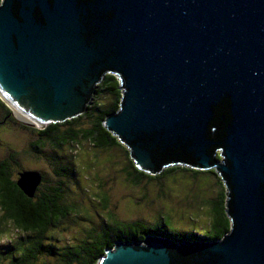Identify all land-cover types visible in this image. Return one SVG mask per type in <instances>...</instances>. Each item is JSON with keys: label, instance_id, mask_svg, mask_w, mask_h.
Segmentation results:
<instances>
[{"label": "water", "instance_id": "water-1", "mask_svg": "<svg viewBox=\"0 0 264 264\" xmlns=\"http://www.w3.org/2000/svg\"><path fill=\"white\" fill-rule=\"evenodd\" d=\"M105 72L121 95L102 124L135 166L212 168L230 224L207 243L117 239L95 264H264V0H0V99L17 121L81 113ZM39 180L16 182L31 195Z\"/></svg>", "mask_w": 264, "mask_h": 264}, {"label": "trees", "instance_id": "trees-1", "mask_svg": "<svg viewBox=\"0 0 264 264\" xmlns=\"http://www.w3.org/2000/svg\"><path fill=\"white\" fill-rule=\"evenodd\" d=\"M120 95L118 76L113 72H105L96 82L85 104V109L81 113L62 121L49 122L43 127H30L20 123L13 118L10 109L0 99V124L10 122L18 127L29 129L32 138L27 145V150L34 156L43 157L53 168V176L50 178L39 171L40 180L35 185L32 194L27 195L16 182L19 171L25 170L18 161V153L8 147L6 153L0 157V235L6 236V231L10 228L18 233L15 238L14 236L12 239L11 236L9 237L10 239L4 243L6 245L0 252L20 249L19 256H7L3 261L4 264H32L43 248L50 252L54 251V245L43 244L41 239L44 238L49 227L55 226L66 218L69 212L75 210L64 196L65 181L73 175L72 159L74 156L72 153L83 142H88L99 149L114 147L123 150L125 163L122 171L125 179L133 183L142 179L152 182L177 168H187L186 165L168 164L160 171L149 174L135 166L126 146L102 124L106 115L118 108ZM64 148L70 154L69 158L61 161L58 159V154ZM51 151L54 153L48 155ZM198 170L204 171L209 181L212 180L219 186L214 199L209 201L206 229L190 232L167 228L161 230L143 219L122 221L107 212L102 222L86 229L82 244L63 248L59 254L60 263L95 264L104 249L113 246L115 240L140 242L148 234L167 238L174 243L183 241L205 243L220 238L227 232L230 224L225 211V188L212 168ZM100 193L99 196H101ZM102 195L104 196L103 201H106L107 194L102 193ZM24 238L29 241L22 248L20 240Z\"/></svg>", "mask_w": 264, "mask_h": 264}, {"label": "rangeland", "instance_id": "rangeland-1", "mask_svg": "<svg viewBox=\"0 0 264 264\" xmlns=\"http://www.w3.org/2000/svg\"><path fill=\"white\" fill-rule=\"evenodd\" d=\"M25 125L34 127L27 123ZM31 138L29 129L10 122L0 124V157L9 147L18 153V161L23 169L38 170L46 177H52V166L43 157L34 156L27 150ZM52 153L54 151L48 155ZM69 154L64 148L58 154V159L65 161ZM72 156L73 175L65 181L64 196L75 210L47 229L41 242L51 243L55 249L50 252L43 248L32 264H61L59 254L63 248L82 244L86 229L102 222L107 212L122 221L143 219L161 230L167 228L190 232L206 229L209 201L214 199L219 186L209 181L204 171L186 165L187 168H177L152 182L142 179L133 183L125 179L122 171L125 156L119 148L99 149L83 142L75 148ZM100 192L107 194L106 201H103L104 196ZM6 234L0 235V251L8 239L18 236L13 228L8 229ZM28 241L25 238L20 240L22 248ZM19 250L0 252V264H4L9 255L19 256Z\"/></svg>", "mask_w": 264, "mask_h": 264}, {"label": "bare ground", "instance_id": "bare-ground-1", "mask_svg": "<svg viewBox=\"0 0 264 264\" xmlns=\"http://www.w3.org/2000/svg\"><path fill=\"white\" fill-rule=\"evenodd\" d=\"M13 110H14V112H13ZM12 112L14 113V116L16 115L15 117H17L19 120H21L23 122H31L30 119H28L24 114H22L20 111H18L14 107L12 109Z\"/></svg>", "mask_w": 264, "mask_h": 264}, {"label": "flooded vegetation", "instance_id": "flooded-vegetation-1", "mask_svg": "<svg viewBox=\"0 0 264 264\" xmlns=\"http://www.w3.org/2000/svg\"><path fill=\"white\" fill-rule=\"evenodd\" d=\"M205 243H207V242H205Z\"/></svg>", "mask_w": 264, "mask_h": 264}]
</instances>
